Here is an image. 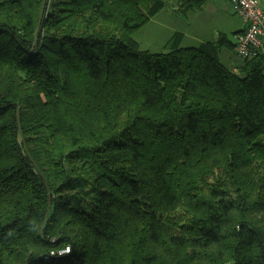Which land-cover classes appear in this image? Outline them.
Segmentation results:
<instances>
[{
	"label": "trees",
	"instance_id": "1",
	"mask_svg": "<svg viewBox=\"0 0 264 264\" xmlns=\"http://www.w3.org/2000/svg\"><path fill=\"white\" fill-rule=\"evenodd\" d=\"M171 2L0 0V264H264V54L142 50Z\"/></svg>",
	"mask_w": 264,
	"mask_h": 264
},
{
	"label": "rangeland",
	"instance_id": "2",
	"mask_svg": "<svg viewBox=\"0 0 264 264\" xmlns=\"http://www.w3.org/2000/svg\"><path fill=\"white\" fill-rule=\"evenodd\" d=\"M171 4L173 3L167 4L158 15L133 34V38L139 43L142 50H147L150 53H164V45L175 32H183L187 36L183 47H196L199 45V42L189 40L190 38L194 39L191 34L205 38L201 41L211 39L208 38L209 35L212 37L218 29V20L216 15L212 14V10L213 8L219 10L218 6L222 4L224 7L223 15L237 20L226 0H205L202 13L196 10L177 13ZM194 30L196 33H193ZM228 39L231 42L230 35Z\"/></svg>",
	"mask_w": 264,
	"mask_h": 264
},
{
	"label": "built area",
	"instance_id": "3",
	"mask_svg": "<svg viewBox=\"0 0 264 264\" xmlns=\"http://www.w3.org/2000/svg\"><path fill=\"white\" fill-rule=\"evenodd\" d=\"M233 14L244 25L243 31L235 36L233 52L241 60L251 59L264 54V11L258 0H228ZM66 247L50 256H63L69 254Z\"/></svg>",
	"mask_w": 264,
	"mask_h": 264
},
{
	"label": "crops",
	"instance_id": "4",
	"mask_svg": "<svg viewBox=\"0 0 264 264\" xmlns=\"http://www.w3.org/2000/svg\"><path fill=\"white\" fill-rule=\"evenodd\" d=\"M205 1V0H204ZM230 6V3L228 0H226ZM259 1V4H260V7L261 9L264 11V0H258ZM231 7V6H230ZM219 10L218 9H215L213 8L212 10V14L216 15V18L218 20V25H217V28L216 29L217 33L214 35H209L208 38H211L207 41H201V40H205V38H202L198 35H193V38H190L189 40L191 42H199V45L202 44V43H206V42H216L218 37L219 36H224L226 38V40H228L230 42V40L228 39V36L230 35L231 36V44L234 45L235 43V36L240 34L243 29H244V25L243 23L241 22V20L236 17L233 12V16L237 19L235 20L234 18H228L226 17L224 14V7H223V4L221 6H218ZM203 11V7L199 10V12L202 13ZM232 11V9H231ZM183 34V40L181 42V46H183V43H184V40L187 38V36L181 32ZM193 33H196V31L194 30ZM218 59H219V62L226 68L228 69L229 71L235 73V74H238V67L241 66V60L235 56L234 52L232 49H226V48H222L219 53H218Z\"/></svg>",
	"mask_w": 264,
	"mask_h": 264
}]
</instances>
